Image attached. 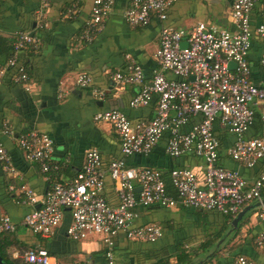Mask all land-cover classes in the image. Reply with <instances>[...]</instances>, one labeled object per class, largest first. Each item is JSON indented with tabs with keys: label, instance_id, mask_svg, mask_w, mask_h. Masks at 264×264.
Masks as SVG:
<instances>
[{
	"label": "built area",
	"instance_id": "built-area-1",
	"mask_svg": "<svg viewBox=\"0 0 264 264\" xmlns=\"http://www.w3.org/2000/svg\"><path fill=\"white\" fill-rule=\"evenodd\" d=\"M177 1L133 0L123 17L134 28L148 25L154 16L165 22L169 8ZM47 6V1L41 0V10ZM112 6V0L93 1L90 19L80 36L84 43H91L99 34ZM256 6L260 9V21L253 28L252 13ZM69 14L73 15L74 11ZM229 16L231 31L209 28L203 23L189 31L162 26L154 55L158 69L149 81H145L141 67L131 56H126L127 66L115 73L111 81L116 86L138 88L129 102L131 109L145 107L155 99L153 117L133 123L118 110L95 114V122L108 124L117 135L123 158L109 163L104 171L99 151L88 149L79 173L71 181L54 183L41 198L27 186L21 187L19 191L25 199L20 204L31 208L23 217L26 228L48 238L62 223L67 210L70 213L67 237L78 242L100 236L106 247V264H114L112 250L119 236L137 243H154L162 237L161 228L155 224H135L141 208L183 207L235 218L247 206L258 205L252 210L254 218L264 221V173L249 182L237 170L223 168L219 164V144L214 135V124L218 122L220 128L235 137L227 156L241 167L250 169L264 158V107L260 114V136L244 137L254 120L253 108L264 104V84L258 86L252 82L249 64L252 37H264V0H233ZM34 43V37L19 33L15 52ZM182 43H186L185 48H181ZM15 59L16 54L9 64L13 65ZM230 63L235 65L234 69L229 68ZM259 64L264 70V54ZM167 74L174 79H169ZM16 82H20L25 91L30 89V79L22 69ZM76 85L87 89L91 79L81 75ZM93 94L99 100L105 97L101 90ZM3 130L12 136L8 126ZM164 137L166 156L199 162L170 172L177 199L166 190L159 171L151 167L131 169L124 160L148 156ZM16 141L25 159L38 166L45 181L46 176L59 172L61 166L54 158V143L47 135L31 130ZM0 162L5 173L17 177L2 146ZM104 172L113 184L115 206L109 205L103 196ZM15 228L9 217L0 218V234L13 233ZM254 245L264 253V231L255 237ZM13 258L29 264H48L49 261L47 251L38 247L22 254L14 253ZM235 264L255 262L239 256Z\"/></svg>",
	"mask_w": 264,
	"mask_h": 264
},
{
	"label": "crops",
	"instance_id": "crops-1",
	"mask_svg": "<svg viewBox=\"0 0 264 264\" xmlns=\"http://www.w3.org/2000/svg\"><path fill=\"white\" fill-rule=\"evenodd\" d=\"M46 1L48 6L41 10V0H0V38L13 40L19 33H27L36 39L35 52L27 57L32 72L30 89L25 91L22 85L13 87L0 80V146L7 152L17 174L15 178L5 173L0 162V218L9 217L16 227L6 241V248L12 258L14 253L22 254L26 248L44 249L49 255L48 264H106V247L100 236L78 242L67 237L66 229L70 223L67 210L62 223L48 238L33 234L23 224V217L31 208L16 204L8 182L15 179L41 198L44 179L35 164L25 159L16 141L17 134L33 130L47 135L54 143V158L70 168L63 176L64 181L79 173L88 149H97L104 163L118 160L121 154L117 135L108 124L95 122L94 115L118 110L134 123L152 118L156 105L152 110H146V107L131 109L128 105L138 88L116 86L111 77L124 70L127 66L125 58L129 55L141 67L145 81L151 80L158 69L154 55L162 26L189 31L203 23L209 28L233 30L229 16L232 0H178L169 8L165 22L154 16L148 25L135 28L123 17L133 0H112L113 6L103 27L91 43H84L80 36L90 19L94 0ZM70 11H74L72 16ZM259 21L260 9L256 6L252 13L253 28ZM251 47L252 82L261 86L264 70L259 61L264 54V37L253 36ZM81 75L91 79L89 88L77 87L76 80ZM166 76L174 79L169 74ZM95 90L103 91L105 97L97 99L93 94ZM263 107L264 104L253 109L261 114ZM5 125L12 130V136L4 133ZM162 142H166V137L159 144ZM193 161L186 162V167L199 163ZM127 163L131 169L150 167L149 160H140L136 156ZM225 167L235 168L249 182L256 178L252 171H243L230 160L225 161ZM103 170H106L104 166ZM104 174L105 179L108 174ZM246 216V223L231 242L226 241L231 229L226 238L219 241L222 242V255L213 264H235L239 256L255 264H264V253L254 245L255 237L264 231V221L256 220L252 210ZM224 222L218 213L189 208L138 209L135 224L164 227L162 237L152 244H144L132 243L119 236L112 250L113 262L151 264L160 260L164 253L172 254L176 245L198 247L204 241L206 230L221 232Z\"/></svg>",
	"mask_w": 264,
	"mask_h": 264
},
{
	"label": "trees",
	"instance_id": "trees-1",
	"mask_svg": "<svg viewBox=\"0 0 264 264\" xmlns=\"http://www.w3.org/2000/svg\"><path fill=\"white\" fill-rule=\"evenodd\" d=\"M256 37H259V36H256ZM16 39H17V36H15L13 40H5V39L0 38V76H1L0 80L8 82L9 86H13V87L20 86L21 87L22 84L20 82H16V78L20 75V69H22L25 72V74L27 75L29 79L32 78V72L27 62V57L35 52V48L33 45H30V46H26L25 48L20 49L17 52H15L14 44L16 42ZM15 54H16L15 62L13 65H10L9 61ZM22 55H23V58H21ZM154 104L156 105L155 99H153L147 106H145L146 110L147 109L152 110ZM260 117H261L260 112L255 110L254 120L252 124L249 126L246 133L244 134L245 139L257 138L260 136L261 129H262V123H261ZM26 132L27 130L21 131V133L19 132L17 134L18 135L17 138H19L21 135L25 134ZM214 135L216 139L218 140V144H219V147H218L219 164L223 168H226V169H229L225 167V161L227 160H230L235 166L238 165L236 162L232 161L227 156V150L234 143L235 137L231 135L230 133H228L226 130H223L222 128H220L218 122L214 124ZM165 143L163 142L160 144L158 143L155 146V148L151 151V153L146 157H143V156H136V157L139 158L140 160L141 159L149 160L148 165L152 167V169H155L162 174V178L164 180L166 190L170 193V195L174 199H177L176 193L173 191V188L171 186L169 175H170V172L174 169H180V168L186 167L185 164L186 162L190 160V158L172 159L166 156L164 154ZM122 158L123 156L121 155L119 159H122ZM131 158L132 157H128L124 159L126 165H128L127 162ZM59 164L61 166L59 172L46 176L48 177V180L47 181L44 180V188H43L42 196L49 189V187H51L54 183L69 182L76 177L77 174L74 177L68 179V181H64L63 176L67 174L68 170L70 171V168L61 162H59ZM102 164L105 168H107L109 163H106V162L104 163L102 159ZM35 167L40 172L36 164H35ZM241 169L246 172L252 171L254 173L253 175L256 177L255 179H257L261 176V174L264 173V158L258 160L256 164L250 169L244 168V167H242ZM229 170H236V169L230 168ZM241 175H243V173ZM41 177L44 179V175L41 174ZM7 186L8 188H12L10 192L11 194L12 193L15 194L14 197L16 198V204L22 203V201H24L25 199V196L19 190L21 187H24V186L26 187L27 185L23 183H16L15 179H10ZM103 196L109 205L115 206L117 204V198L114 192L113 184L108 176H105V179H104ZM262 197L264 201V190L262 191ZM180 208L182 209L183 207H180ZM142 209L148 210V211L149 210L154 211V210H162L163 208H160L158 206H152L149 208H142ZM252 213L254 212L252 211ZM219 215L225 219L224 228L221 230V232L217 233L216 231L206 230L205 235H204V241L200 245H198V247H194V248L186 247L185 248L184 244L176 245L174 248L175 251L172 252V254L164 253V255L162 256L160 260L155 261L151 264H208V263L213 264L214 260H217L218 257L222 255V251H223V247H221V245L217 247V244L220 240H222L223 238L224 239L226 238V234L229 231V229H231L230 226L234 219L229 216H223L221 214ZM246 221H247V216L244 217L243 220L238 224L237 229L232 231L230 236L226 239L227 242L228 241L231 242L238 235L240 228L246 223ZM161 230H164V227ZM10 234L11 233L0 234V257L3 263L5 264H29V263L24 262L22 259L12 258L11 254L7 251L6 241L10 238ZM132 243H136V242H132ZM144 244H152V243H144ZM32 249L34 248H26V250L23 252H26Z\"/></svg>",
	"mask_w": 264,
	"mask_h": 264
},
{
	"label": "water",
	"instance_id": "water-1",
	"mask_svg": "<svg viewBox=\"0 0 264 264\" xmlns=\"http://www.w3.org/2000/svg\"><path fill=\"white\" fill-rule=\"evenodd\" d=\"M186 47V43H182L181 44V48H185ZM229 68L230 69H234L235 65L230 63L229 64ZM255 207H258V205H250L247 206L246 208H244L232 221L231 223V230L228 232L227 235H230L232 233L233 230H236L238 227V224L243 220V218L251 211L253 210ZM222 242H219L218 245H220ZM0 264H5L3 263L1 257H0Z\"/></svg>",
	"mask_w": 264,
	"mask_h": 264
}]
</instances>
